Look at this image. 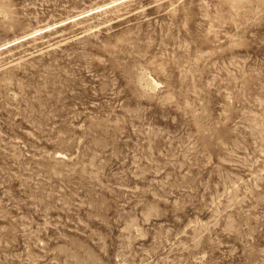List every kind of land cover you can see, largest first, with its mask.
<instances>
[{"label": "rangeland", "instance_id": "obj_1", "mask_svg": "<svg viewBox=\"0 0 264 264\" xmlns=\"http://www.w3.org/2000/svg\"><path fill=\"white\" fill-rule=\"evenodd\" d=\"M0 264H264V0H0Z\"/></svg>", "mask_w": 264, "mask_h": 264}, {"label": "bare ground", "instance_id": "obj_2", "mask_svg": "<svg viewBox=\"0 0 264 264\" xmlns=\"http://www.w3.org/2000/svg\"><path fill=\"white\" fill-rule=\"evenodd\" d=\"M24 40V39H23ZM14 41V40H13ZM11 43V42H10ZM18 43V42H17ZM13 44H15V43H13Z\"/></svg>", "mask_w": 264, "mask_h": 264}]
</instances>
